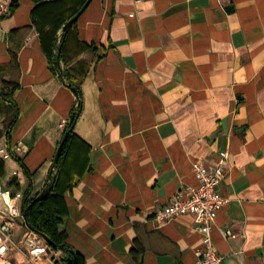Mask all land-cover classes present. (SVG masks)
Here are the masks:
<instances>
[{
	"label": "crops",
	"instance_id": "1",
	"mask_svg": "<svg viewBox=\"0 0 264 264\" xmlns=\"http://www.w3.org/2000/svg\"><path fill=\"white\" fill-rule=\"evenodd\" d=\"M84 1L15 0L0 22L3 186L44 189L78 101L71 79L82 154L61 229L84 264H195L193 218L152 212L221 152L220 264H264V0H91L63 33ZM65 257L50 249L44 263Z\"/></svg>",
	"mask_w": 264,
	"mask_h": 264
},
{
	"label": "built area",
	"instance_id": "2",
	"mask_svg": "<svg viewBox=\"0 0 264 264\" xmlns=\"http://www.w3.org/2000/svg\"><path fill=\"white\" fill-rule=\"evenodd\" d=\"M14 2L15 0H0V22L11 14ZM65 124L64 122L61 126L64 128ZM11 158V152L0 147V159L8 161ZM227 158L228 154L221 152L212 167H206L199 161L194 162L192 171L197 185L183 187L167 205L152 212L154 219L160 223L182 215H190L193 218L195 229L201 234L203 244L195 264H220L222 261L213 244L211 228L218 212L228 202L218 191ZM12 175L16 176L17 171L14 170ZM23 199L22 192H12L0 181V201L3 204L0 208V264H13L12 256H20L31 264H45L44 258L50 252L51 248L45 239L26 226ZM17 227L22 231L16 240L14 231ZM220 232L225 238L234 236L227 228L221 229Z\"/></svg>",
	"mask_w": 264,
	"mask_h": 264
},
{
	"label": "trees",
	"instance_id": "3",
	"mask_svg": "<svg viewBox=\"0 0 264 264\" xmlns=\"http://www.w3.org/2000/svg\"><path fill=\"white\" fill-rule=\"evenodd\" d=\"M86 1L73 13L72 18L80 11ZM63 40H61L59 47V57H61ZM55 58H57V54ZM68 85L74 88V93L78 101L77 106L72 109L63 129V137L67 135V139L56 163H53V170L50 171L42 192L33 198L29 197L28 192L24 194L23 211L26 210L24 217L26 226L40 234L44 239L50 240L58 247V249L51 248L52 250L65 253L66 257L62 260L63 264H70L68 262L69 258L75 264H84L83 255L69 244L66 232L61 229V224L66 215L64 196L74 185L77 171L76 166L80 163L82 154V148L78 145L81 141L74 133V127L80 116L82 107L80 86L75 84L71 79H68ZM44 191L45 194L43 197L37 199Z\"/></svg>",
	"mask_w": 264,
	"mask_h": 264
},
{
	"label": "water",
	"instance_id": "4",
	"mask_svg": "<svg viewBox=\"0 0 264 264\" xmlns=\"http://www.w3.org/2000/svg\"><path fill=\"white\" fill-rule=\"evenodd\" d=\"M91 0H87L86 3L84 4V6L81 8V10L72 18L70 19L66 24L65 26L63 27L62 29V32L64 33L69 27H71L75 22L76 20L78 19V17L81 15V13L83 12V10L87 7V5L90 3ZM70 88H72V90H74V88L72 86H70ZM67 139V135H65L63 137V139L61 140L60 144L58 145V148H57V151H56V155H55V158H54V163H56L62 149H63V146H64V143ZM45 194V191L37 198V199H41L43 197V195ZM25 214H26V210L23 211V216L25 217ZM46 243L48 244V246L50 248H53V249H58V247L56 245H54L50 240L48 239H45ZM68 262L70 264H75V262H72V259L69 258L68 259Z\"/></svg>",
	"mask_w": 264,
	"mask_h": 264
},
{
	"label": "rangeland",
	"instance_id": "5",
	"mask_svg": "<svg viewBox=\"0 0 264 264\" xmlns=\"http://www.w3.org/2000/svg\"><path fill=\"white\" fill-rule=\"evenodd\" d=\"M0 208H2V206H0ZM15 238L17 237V236H14ZM16 240H17V238H16ZM21 264H31V263H29L28 261H26V260H23L22 262H21Z\"/></svg>",
	"mask_w": 264,
	"mask_h": 264
}]
</instances>
